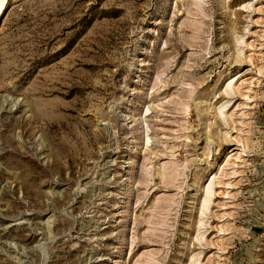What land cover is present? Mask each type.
I'll use <instances>...</instances> for the list:
<instances>
[{
  "label": "rangeland",
  "instance_id": "obj_1",
  "mask_svg": "<svg viewBox=\"0 0 264 264\" xmlns=\"http://www.w3.org/2000/svg\"><path fill=\"white\" fill-rule=\"evenodd\" d=\"M0 1V264H264V0Z\"/></svg>",
  "mask_w": 264,
  "mask_h": 264
},
{
  "label": "bare ground",
  "instance_id": "obj_2",
  "mask_svg": "<svg viewBox=\"0 0 264 264\" xmlns=\"http://www.w3.org/2000/svg\"><path fill=\"white\" fill-rule=\"evenodd\" d=\"M1 2V1H0ZM2 8V7H1Z\"/></svg>",
  "mask_w": 264,
  "mask_h": 264
}]
</instances>
